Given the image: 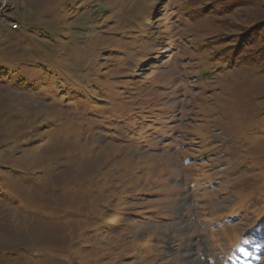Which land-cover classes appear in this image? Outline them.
<instances>
[{"label": "rangeland", "instance_id": "obj_1", "mask_svg": "<svg viewBox=\"0 0 264 264\" xmlns=\"http://www.w3.org/2000/svg\"><path fill=\"white\" fill-rule=\"evenodd\" d=\"M189 1L0 0V264H264V0Z\"/></svg>", "mask_w": 264, "mask_h": 264}, {"label": "trees", "instance_id": "obj_2", "mask_svg": "<svg viewBox=\"0 0 264 264\" xmlns=\"http://www.w3.org/2000/svg\"><path fill=\"white\" fill-rule=\"evenodd\" d=\"M198 1H200V0H197V2H198ZM188 4H189L190 7H192V6H196V5H197V4L192 5V1H191V0L189 1ZM206 5H207V4H205V7H206ZM209 6H210V3L208 4V8H209ZM205 7L200 8V10H199V11H200V14L203 13V10H202V9H204ZM234 49L239 50V49H238V46L235 47ZM239 53H240V50H239ZM237 55H238V54H237ZM19 84H20V83H19ZM21 84H22V83H21ZM22 85H24V84H22ZM24 86H25V85H24Z\"/></svg>", "mask_w": 264, "mask_h": 264}, {"label": "bare ground", "instance_id": "obj_3", "mask_svg": "<svg viewBox=\"0 0 264 264\" xmlns=\"http://www.w3.org/2000/svg\"><path fill=\"white\" fill-rule=\"evenodd\" d=\"M194 260V259H193ZM196 260V259H195Z\"/></svg>", "mask_w": 264, "mask_h": 264}]
</instances>
